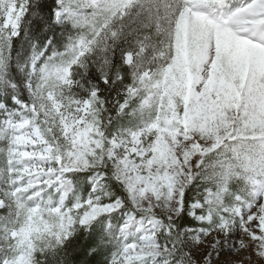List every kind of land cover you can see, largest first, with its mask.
<instances>
[{
	"label": "snow or ice",
	"instance_id": "1",
	"mask_svg": "<svg viewBox=\"0 0 264 264\" xmlns=\"http://www.w3.org/2000/svg\"><path fill=\"white\" fill-rule=\"evenodd\" d=\"M0 264H264V0H0Z\"/></svg>",
	"mask_w": 264,
	"mask_h": 264
}]
</instances>
